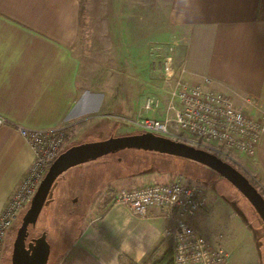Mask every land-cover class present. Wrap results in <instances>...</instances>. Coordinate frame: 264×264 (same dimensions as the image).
<instances>
[{
  "label": "crops",
  "instance_id": "0c3cea01",
  "mask_svg": "<svg viewBox=\"0 0 264 264\" xmlns=\"http://www.w3.org/2000/svg\"><path fill=\"white\" fill-rule=\"evenodd\" d=\"M174 44V66L186 82L233 98L247 115L264 113V0H0V116L30 130L64 129L74 140L105 121L128 123L137 87L148 98L158 94L148 77L149 47L165 58ZM236 155L264 180V133L254 156ZM33 161L17 130L0 127V215ZM173 176L154 169L119 178L106 197ZM97 211L61 264H151L168 242L164 211L138 217L112 200Z\"/></svg>",
  "mask_w": 264,
  "mask_h": 264
},
{
  "label": "built area",
  "instance_id": "2783aa9c",
  "mask_svg": "<svg viewBox=\"0 0 264 264\" xmlns=\"http://www.w3.org/2000/svg\"><path fill=\"white\" fill-rule=\"evenodd\" d=\"M174 64L171 48L161 68L164 83L170 86L167 91L168 115L137 122L134 124L137 131L198 149L254 156L264 133V113L247 115L233 98L215 94L203 85L186 82L175 71ZM185 72L183 70L181 74ZM157 107L158 101L154 98H148L144 105L147 112H154ZM3 126L17 130L29 143L34 161L0 215V262L8 234L30 208L41 182L64 152L67 141L64 129L30 130L0 116V127ZM112 202L128 206L138 217H146L153 208L168 214L170 225L164 232V239L171 243L173 264H227L229 253L221 242L214 244L193 225V220L209 207L208 195L200 184L183 175H174L165 183L117 191Z\"/></svg>",
  "mask_w": 264,
  "mask_h": 264
},
{
  "label": "rangeland",
  "instance_id": "374dc122",
  "mask_svg": "<svg viewBox=\"0 0 264 264\" xmlns=\"http://www.w3.org/2000/svg\"><path fill=\"white\" fill-rule=\"evenodd\" d=\"M152 12L151 10L149 15ZM153 16L154 13H152ZM177 45L169 46L167 55L170 54L172 48L175 58V46ZM149 50L154 55H151L150 58L152 71H148L150 74L148 77L150 76V80L157 84L159 88V91L157 90L158 94H155L157 97L154 98L158 101V107L155 109L154 115L153 111L147 112L144 110L145 102L151 95H147L142 91V88L137 87L136 116L133 118L134 120L128 123L121 120L117 125L107 124L105 121L103 125H99L91 131L94 134H88V137H77L76 140L72 136H67L65 150L82 143L139 134L134 126L137 122L146 118L161 119L168 115L166 108L169 96L167 91L170 90V86H167L164 80H161V76L162 79L164 78L161 69L164 57H160L158 46L152 45ZM142 61L143 59L139 60V66L141 67L139 74L147 77L146 64L143 65ZM161 83L162 86H160ZM123 109H121V113H123ZM203 150L215 154L223 161L234 166L264 196V180L259 177L254 178L244 169L236 152ZM154 169L172 175H183L188 180L203 186L209 198V207L206 216L200 218V222L197 224L198 228L196 226L195 228L201 234L207 236L211 242H221L224 245L225 250L229 253L227 264H264V224L249 202L229 182L216 172L196 162L138 150L123 151L116 155H108L96 161L77 166L64 173L56 181L36 227L30 229L31 239L40 237L45 231L48 232L47 239L51 245L48 264H61L64 253L70 248L84 225L94 217L91 212L96 206L98 207L97 216L105 211L106 206L111 201L105 193L110 185L109 183H111L110 181L119 178L130 179L133 176ZM24 215L25 213L8 234L0 264H11L13 245ZM220 236H222V239H220ZM168 248L172 249L169 241L165 242L160 254L156 257L162 256Z\"/></svg>",
  "mask_w": 264,
  "mask_h": 264
},
{
  "label": "water",
  "instance_id": "95a60500",
  "mask_svg": "<svg viewBox=\"0 0 264 264\" xmlns=\"http://www.w3.org/2000/svg\"><path fill=\"white\" fill-rule=\"evenodd\" d=\"M127 150L182 158L211 169L249 202L264 224V196L245 175L215 154L151 133L110 137L102 141L71 146L51 165L18 229L11 264H48L51 255L48 232L45 231L40 237L31 239L30 229L36 227L54 184L64 173L77 166Z\"/></svg>",
  "mask_w": 264,
  "mask_h": 264
},
{
  "label": "trees",
  "instance_id": "16d2710c",
  "mask_svg": "<svg viewBox=\"0 0 264 264\" xmlns=\"http://www.w3.org/2000/svg\"><path fill=\"white\" fill-rule=\"evenodd\" d=\"M112 200V199H110ZM156 253V252H155ZM151 264H173L172 249L168 248L160 257H153Z\"/></svg>",
  "mask_w": 264,
  "mask_h": 264
}]
</instances>
